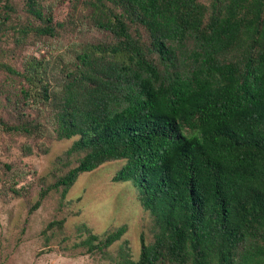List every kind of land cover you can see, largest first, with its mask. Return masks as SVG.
I'll return each instance as SVG.
<instances>
[{"label": "trees", "instance_id": "trees-1", "mask_svg": "<svg viewBox=\"0 0 264 264\" xmlns=\"http://www.w3.org/2000/svg\"><path fill=\"white\" fill-rule=\"evenodd\" d=\"M64 1L0 0V34L56 37ZM83 2L112 38L59 62L0 57V131L77 137L68 153L83 154L54 184L64 194L81 173L125 161L113 179L136 186L156 232L120 264H264V0ZM53 62L64 66L59 86ZM125 230L90 234L89 250Z\"/></svg>", "mask_w": 264, "mask_h": 264}, {"label": "rangeland", "instance_id": "rangeland-1", "mask_svg": "<svg viewBox=\"0 0 264 264\" xmlns=\"http://www.w3.org/2000/svg\"><path fill=\"white\" fill-rule=\"evenodd\" d=\"M83 1L55 5V19L66 22L56 37L31 35L18 43L13 29L0 34L1 59L16 67L36 57L52 62L61 54L68 60L79 52L81 43L110 40L109 31L92 25ZM53 63L57 74L52 83L59 86L64 66ZM3 75L0 69V79ZM0 100L4 104L3 94ZM3 104L0 114L6 111ZM32 114L51 123L49 111L34 109ZM76 139L0 131V264H120L127 258L138 260L141 234L147 243L154 240V216L139 200L136 186L113 179L124 160H111L81 173L65 194L63 186L54 187L83 154L68 153ZM25 145L32 147L31 153L24 150ZM44 189L48 191L40 206L32 210ZM121 226L126 228L121 239L102 250H89L90 234L102 238Z\"/></svg>", "mask_w": 264, "mask_h": 264}]
</instances>
